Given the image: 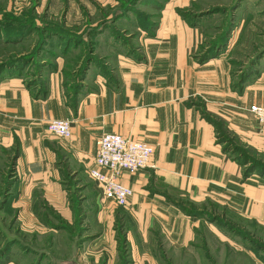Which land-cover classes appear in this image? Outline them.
Listing matches in <instances>:
<instances>
[{"label": "crops", "instance_id": "obj_1", "mask_svg": "<svg viewBox=\"0 0 264 264\" xmlns=\"http://www.w3.org/2000/svg\"><path fill=\"white\" fill-rule=\"evenodd\" d=\"M148 42L143 60L76 85L59 68H42L34 83L1 75L0 223L22 237L24 259L55 247L61 233L78 254L105 246L151 253L164 242L177 251L191 245L199 223L182 207L228 208L264 222V169L249 170L252 160L264 163V128L248 111L264 105V76L239 94L228 70L191 59V39ZM54 119L71 122L69 139L48 132ZM105 133L153 148L146 167L120 176L132 190L125 207L100 198L88 175Z\"/></svg>", "mask_w": 264, "mask_h": 264}, {"label": "rangeland", "instance_id": "obj_2", "mask_svg": "<svg viewBox=\"0 0 264 264\" xmlns=\"http://www.w3.org/2000/svg\"><path fill=\"white\" fill-rule=\"evenodd\" d=\"M157 38L191 39V59L228 70L239 94L264 76V0H0V77L9 71L34 83L42 68H59L76 85L143 60ZM202 210L191 245L177 251L164 242L151 253L105 246L78 254L61 233L55 247L24 259L22 237L0 223V257L14 264H264V222L228 208ZM14 240L17 248H6Z\"/></svg>", "mask_w": 264, "mask_h": 264}, {"label": "built area", "instance_id": "obj_3", "mask_svg": "<svg viewBox=\"0 0 264 264\" xmlns=\"http://www.w3.org/2000/svg\"><path fill=\"white\" fill-rule=\"evenodd\" d=\"M249 113L260 129L264 128V105H250ZM52 135L69 139L72 135L69 120L54 119L47 123ZM153 154V148L146 142L132 140L116 133L102 134L96 142L94 167L88 175L102 199H108L118 207H125L132 190L120 182L123 172L135 173L146 167Z\"/></svg>", "mask_w": 264, "mask_h": 264}, {"label": "trees", "instance_id": "obj_4", "mask_svg": "<svg viewBox=\"0 0 264 264\" xmlns=\"http://www.w3.org/2000/svg\"><path fill=\"white\" fill-rule=\"evenodd\" d=\"M253 168V169H264V163L260 162V161H256V160H252L250 165H249V168ZM182 210L184 211V213H186L187 215H190V216H195V217H198V218H203L204 217V214L206 215L207 213L203 210H197L193 207H182ZM210 215V214H209ZM212 222L215 221L214 220V215H212ZM119 234V238H120V245L123 244V236L121 234V232L118 233ZM14 241H10L8 243V245L6 246V248L12 244ZM9 249V248H8ZM122 250L125 251V248L122 246ZM5 257V256H4Z\"/></svg>", "mask_w": 264, "mask_h": 264}]
</instances>
